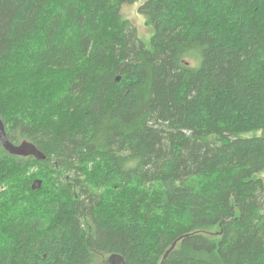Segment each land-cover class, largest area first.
<instances>
[{
    "label": "trees",
    "instance_id": "trees-1",
    "mask_svg": "<svg viewBox=\"0 0 264 264\" xmlns=\"http://www.w3.org/2000/svg\"><path fill=\"white\" fill-rule=\"evenodd\" d=\"M0 117V264H264V0H0Z\"/></svg>",
    "mask_w": 264,
    "mask_h": 264
},
{
    "label": "water",
    "instance_id": "water-1",
    "mask_svg": "<svg viewBox=\"0 0 264 264\" xmlns=\"http://www.w3.org/2000/svg\"><path fill=\"white\" fill-rule=\"evenodd\" d=\"M0 141L2 145L9 150L11 153L21 155V156H28V155H35L37 158H40L42 153L38 151L37 147L27 141H24L21 145L15 146L13 145L7 136L5 124L0 117ZM43 156V155H42ZM45 158V156H43ZM39 186L42 184V181H38ZM102 264H126L124 259L120 256L113 255L110 257L107 262Z\"/></svg>",
    "mask_w": 264,
    "mask_h": 264
},
{
    "label": "rangeland",
    "instance_id": "rangeland-1",
    "mask_svg": "<svg viewBox=\"0 0 264 264\" xmlns=\"http://www.w3.org/2000/svg\"><path fill=\"white\" fill-rule=\"evenodd\" d=\"M142 1L136 2L135 4H126L123 6L122 13L125 18L131 20V22L137 27L139 36L144 41H149L153 30L151 27L146 23V19L143 15H141L138 11ZM50 195L54 193L49 191Z\"/></svg>",
    "mask_w": 264,
    "mask_h": 264
}]
</instances>
